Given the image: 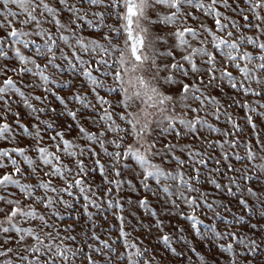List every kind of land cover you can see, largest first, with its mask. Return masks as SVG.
<instances>
[{
	"label": "snow or ice",
	"instance_id": "snow-or-ice-1",
	"mask_svg": "<svg viewBox=\"0 0 264 264\" xmlns=\"http://www.w3.org/2000/svg\"><path fill=\"white\" fill-rule=\"evenodd\" d=\"M0 264H264V0H0Z\"/></svg>",
	"mask_w": 264,
	"mask_h": 264
},
{
	"label": "rangeland",
	"instance_id": "rangeland-1",
	"mask_svg": "<svg viewBox=\"0 0 264 264\" xmlns=\"http://www.w3.org/2000/svg\"><path fill=\"white\" fill-rule=\"evenodd\" d=\"M96 178H97V182H99V176H98V175H97V177H96Z\"/></svg>",
	"mask_w": 264,
	"mask_h": 264
}]
</instances>
